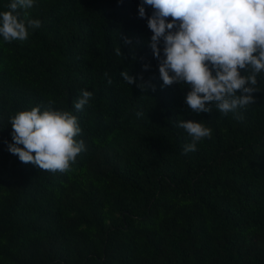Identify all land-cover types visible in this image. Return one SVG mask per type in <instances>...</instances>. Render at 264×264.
Masks as SVG:
<instances>
[{"label": "trees", "instance_id": "1", "mask_svg": "<svg viewBox=\"0 0 264 264\" xmlns=\"http://www.w3.org/2000/svg\"><path fill=\"white\" fill-rule=\"evenodd\" d=\"M141 3L35 0L41 26L0 36V264H264V72L247 108L192 112L187 85L162 86ZM82 90L93 96L76 110ZM49 101L81 128L64 173L5 143L10 117ZM182 120L212 130L187 154Z\"/></svg>", "mask_w": 264, "mask_h": 264}, {"label": "clouds", "instance_id": "2", "mask_svg": "<svg viewBox=\"0 0 264 264\" xmlns=\"http://www.w3.org/2000/svg\"><path fill=\"white\" fill-rule=\"evenodd\" d=\"M34 4L35 0H10L4 6L0 11L4 41H26L29 30L41 26L29 12ZM145 5L153 9L147 17L153 33L149 45L159 62L162 86L187 85L190 90L185 103L196 114L211 112L214 105L227 115L255 103L257 76L264 72V0H142L140 18L146 17ZM125 43L131 40L126 38ZM116 54H122L119 48ZM120 75L129 85L137 83V77L127 71ZM107 83L111 85L112 79ZM137 86L145 87L142 83ZM92 96L91 91L82 90L75 109L81 110ZM53 103L49 101L43 111L36 106L10 117L12 143H5L21 162L64 173L84 150V144L75 139L81 133L77 117L54 109ZM235 118L242 119L239 115ZM177 126L190 138L184 145L185 154L195 151L197 143L212 134L209 127L194 120H182Z\"/></svg>", "mask_w": 264, "mask_h": 264}]
</instances>
